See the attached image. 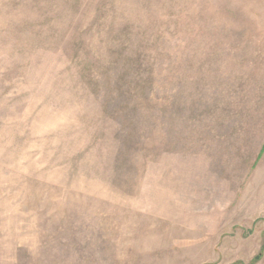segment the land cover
<instances>
[{
	"label": "rangeland",
	"instance_id": "rangeland-1",
	"mask_svg": "<svg viewBox=\"0 0 264 264\" xmlns=\"http://www.w3.org/2000/svg\"><path fill=\"white\" fill-rule=\"evenodd\" d=\"M0 264H264V0H0Z\"/></svg>",
	"mask_w": 264,
	"mask_h": 264
}]
</instances>
